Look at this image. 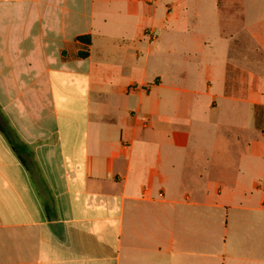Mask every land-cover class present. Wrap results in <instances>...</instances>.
Instances as JSON below:
<instances>
[{"label": "crops", "instance_id": "obj_1", "mask_svg": "<svg viewBox=\"0 0 264 264\" xmlns=\"http://www.w3.org/2000/svg\"><path fill=\"white\" fill-rule=\"evenodd\" d=\"M189 2L0 0V264H264V0Z\"/></svg>", "mask_w": 264, "mask_h": 264}, {"label": "rangeland", "instance_id": "obj_2", "mask_svg": "<svg viewBox=\"0 0 264 264\" xmlns=\"http://www.w3.org/2000/svg\"><path fill=\"white\" fill-rule=\"evenodd\" d=\"M201 3H202L201 0H190V2L188 3V5L190 6V10H191L189 22L193 25L198 24L200 22L199 9H200ZM200 33L201 32L199 29L194 30V34L197 38L200 37ZM157 35L156 34L154 35V33H151L152 38L157 37ZM184 52L185 50H183L181 46L177 51L172 52L168 47L167 40L166 39L163 40V42L159 46V49H157V52L150 56L148 60V64L146 65L147 66L146 75H147L148 80H151L152 76L156 73L163 74L162 76L164 77V80H166L165 78L167 77L168 60L172 62L174 59H175L176 64L173 65V68L176 70V73H175L176 80L180 82L185 80V76H183V72L186 71V67H185L186 63L184 62V58H185ZM197 52L199 53V51ZM199 55L200 53L197 54V57ZM194 62H198V59L193 61L192 64H194ZM149 86L150 84H147L144 86V88L149 89Z\"/></svg>", "mask_w": 264, "mask_h": 264}, {"label": "trees", "instance_id": "obj_3", "mask_svg": "<svg viewBox=\"0 0 264 264\" xmlns=\"http://www.w3.org/2000/svg\"><path fill=\"white\" fill-rule=\"evenodd\" d=\"M79 39L81 41H85L86 43H90L91 39H90V36H81L79 37ZM88 53L87 52H81L80 55L81 56H86Z\"/></svg>", "mask_w": 264, "mask_h": 264}, {"label": "built area", "instance_id": "obj_4", "mask_svg": "<svg viewBox=\"0 0 264 264\" xmlns=\"http://www.w3.org/2000/svg\"><path fill=\"white\" fill-rule=\"evenodd\" d=\"M155 35V34H154Z\"/></svg>", "mask_w": 264, "mask_h": 264}]
</instances>
